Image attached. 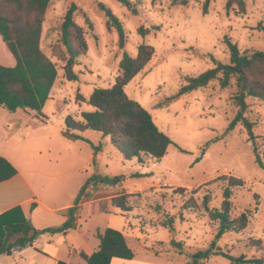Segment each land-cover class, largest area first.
<instances>
[{
	"label": "rangeland",
	"instance_id": "1",
	"mask_svg": "<svg viewBox=\"0 0 264 264\" xmlns=\"http://www.w3.org/2000/svg\"><path fill=\"white\" fill-rule=\"evenodd\" d=\"M86 1L85 10H76L74 19L84 26L85 37L95 48L78 58L74 70L97 87H108L120 74L118 62L123 51L135 56L139 44L152 45L154 55L125 90L150 112L154 123L173 144L162 158L142 156L143 162H139L136 157L125 159L108 136L88 129L82 136L100 145V150L95 153L93 147L82 140L71 143L77 149L78 160H64L62 166L68 169L59 177L53 176L45 165L39 186L43 184L45 188L56 190L59 199L66 200L69 194L76 199L90 177L120 176L116 185L100 183L94 190L84 191L87 196L82 195L81 202L90 197L104 198L100 201L104 209L113 196L128 194L132 210L123 214L139 222L141 231L146 227L152 229L151 232L146 230L149 233L144 237L155 253L148 252L146 257L156 264H193L192 255L207 249L213 240L216 247L233 256L264 258V166L257 164L252 141L242 124L226 131L238 111L232 101L237 90L235 79L224 88L215 79L205 87L170 98L187 76L199 75L216 61L229 62L225 36L236 43L241 52L264 51V0H244V12L236 1L226 9L227 0H210L207 14L201 11L205 0H189L186 5L172 4L171 0H131L137 14L117 0ZM97 2L109 7L122 22L126 35L123 49L117 45L116 30H106L105 13ZM71 3L73 0H50L40 42L58 71L52 98L61 100L55 105L52 98L47 101L42 112L48 128L41 131L48 136L56 135L62 141L64 122L60 123L59 118L70 114L79 119L82 111L92 109L80 98L82 93H90L92 87L82 92L75 90L74 83L67 81L66 84L63 76L67 53L60 42V24ZM140 25L159 28L142 36L137 32ZM0 64H15L1 38ZM246 102L245 115L253 125L254 143L261 150L264 147V99L250 97ZM92 154L96 155L94 163ZM138 170L144 174L134 176ZM220 175L243 180L242 186L232 189L231 215L246 212L248 225L240 233L226 232L217 238V223L203 211L202 197L207 193L208 206L220 207L223 181L214 180ZM179 186L188 190L180 195L173 190ZM189 197L194 198L198 209L183 210V203ZM170 217L174 219L171 228L163 225ZM89 224L125 226L124 219L113 212L109 216H94ZM256 239L261 240L258 246L251 242ZM210 257L208 263H203L231 264L221 255ZM202 261L198 264H203Z\"/></svg>",
	"mask_w": 264,
	"mask_h": 264
},
{
	"label": "trees",
	"instance_id": "2",
	"mask_svg": "<svg viewBox=\"0 0 264 264\" xmlns=\"http://www.w3.org/2000/svg\"><path fill=\"white\" fill-rule=\"evenodd\" d=\"M127 7L133 14L138 10L131 0H117ZM189 0H171L172 4L186 5ZM237 2L241 12L245 11L244 0H227L226 9L232 3ZM50 0H0V37L8 51L15 60L13 66L0 64V106L9 111L18 109L31 110L35 117L45 121L42 109L50 98V92L57 78L56 65L46 56L41 48V35L45 20V13ZM210 0H205L201 11L208 13ZM98 8L105 13L106 28L116 30L119 49H123L126 41L125 31L122 22L102 2H97ZM78 9L75 3H71L66 10L60 24V42L65 47L67 57L63 66L64 78L67 81H75L79 74L74 70L78 58L85 56L88 52V41L85 37L84 28L74 19V13ZM159 26L144 27L140 25L137 32L142 36L149 34L151 30H157ZM224 42L229 50V62H214V66L205 70L197 76H187L185 83L180 86L178 92L170 98H176L182 94L205 87L210 81L218 80L222 88L227 87L231 79H235L237 87L232 96L233 104L238 108L234 118L228 123L226 131H230L240 123L242 124L252 141L255 159L259 166H264V147L259 150L254 143L252 122L246 117L247 98L264 99V51L254 50L251 53L241 52L236 43L225 36ZM155 53V49L149 44H139L135 56L126 51L118 62V74L114 82L108 87H94L86 101L92 107L91 111H82L80 118L72 115L64 118L65 128L62 135L69 140H82L88 142L95 153L100 150V145H94L90 140L81 135L85 130H94L103 136H108L110 142L122 153L125 159L136 157L143 162V157L160 159L166 153L168 147L173 144L171 138L162 132L154 123L149 111L138 101L130 98L126 93V85L147 65ZM179 150H181L179 148ZM143 156V157H142ZM95 156L93 157V163ZM16 168L9 160L0 155V182L5 181L16 174ZM142 174L135 173L134 176ZM120 176L100 177L94 175L86 180L80 189L78 196L72 206L64 211L65 221L59 226L35 228L25 218H11L9 215L15 213L13 208L0 215V254H11L12 250L31 245L39 235L47 233H66L76 228L79 218V203L82 195L85 196L87 186L93 182L116 185ZM223 181L222 201L219 208H210L209 195L202 197V209L208 214L211 221L217 223V238L226 232L240 233L248 225L246 212L238 216H232L231 192L235 187L243 185V180L234 176L220 175L214 179ZM92 181V182H91ZM176 193L183 195L188 189L176 187ZM128 194H119L111 198L110 204L122 212L132 210L128 202ZM198 209V204L193 197H189L183 203V210ZM173 217L163 224L171 228ZM14 236V240L9 242ZM96 236L99 239V247L91 254L80 252L85 264H110L112 258L132 259L133 250L127 244L124 234L114 228L107 227L103 231L97 230ZM253 245L261 244L260 239L251 241ZM211 255H221L229 260L231 264H264V258H245L243 255L233 256L223 252L216 247L213 240L210 246L192 255L193 264L199 260H205Z\"/></svg>",
	"mask_w": 264,
	"mask_h": 264
},
{
	"label": "crops",
	"instance_id": "3",
	"mask_svg": "<svg viewBox=\"0 0 264 264\" xmlns=\"http://www.w3.org/2000/svg\"><path fill=\"white\" fill-rule=\"evenodd\" d=\"M73 2L78 9L85 10L86 0H73ZM82 27L84 26L82 25ZM88 46V52L91 48L92 50L95 48L89 41ZM8 60L11 59L8 57ZM65 82L67 84L66 79ZM72 82L75 90L80 89L81 92L82 89L89 87H92V92L93 88L97 87L93 81L80 76ZM54 86L55 84L53 88ZM91 92L82 93L83 97L87 100ZM53 95V90H51L50 98ZM52 99L54 105L61 103V100L57 98ZM5 110L7 109L0 106V155L9 160L17 172L11 178L0 182V215L17 208L15 213L9 215V220L13 216L17 219L25 218L37 229L59 226L65 221L64 211L74 204L75 196L69 194L66 200L59 199L56 190L50 189L48 186L45 188L43 184L40 187L39 183L45 165L53 176L59 177L68 169V166H62L64 160L74 162L78 160L77 149L72 147L71 143L79 140H69L62 135L65 124L63 129L60 128L64 141L56 135L48 136L47 133H43L41 128L45 130L48 128V124L35 117L34 111L18 109L14 112L9 110L7 112ZM65 117L66 114L62 115L59 122H64ZM21 134L23 135L21 136ZM94 156L96 157L95 154H92L91 157ZM138 173L144 174L140 170ZM86 196L87 194L84 198ZM103 199L90 197L79 203L81 210H79L76 228L70 229L66 233L45 232L35 238L31 245L15 248L11 254H0V264H85L80 252L91 254L96 251L100 242L96 232L97 230L103 231L106 227L120 230L124 234L127 244L134 251L132 259L114 257L110 264H156L146 257L148 252L155 253L144 237L147 235L145 233H149L146 230L151 232L152 229L146 227L145 231H141L139 222L128 218L118 208L113 207L110 202L102 209L100 201ZM111 212L119 214L124 219L125 226L120 228L114 224H104L103 226L89 224L94 216L100 214L109 216ZM0 230L2 231L3 228ZM13 240L14 236L10 238L9 242ZM211 259L209 257L202 263H208ZM186 264L188 263L186 262Z\"/></svg>",
	"mask_w": 264,
	"mask_h": 264
},
{
	"label": "built area",
	"instance_id": "4",
	"mask_svg": "<svg viewBox=\"0 0 264 264\" xmlns=\"http://www.w3.org/2000/svg\"><path fill=\"white\" fill-rule=\"evenodd\" d=\"M96 183H97V184L90 183V184L87 186L85 193H86L87 191H92V190H94L95 187L98 186L100 183L103 184L102 182H96Z\"/></svg>",
	"mask_w": 264,
	"mask_h": 264
}]
</instances>
